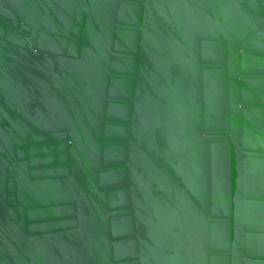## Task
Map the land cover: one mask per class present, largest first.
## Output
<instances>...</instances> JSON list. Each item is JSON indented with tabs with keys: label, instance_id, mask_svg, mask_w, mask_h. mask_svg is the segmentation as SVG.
Masks as SVG:
<instances>
[{
	"label": "water",
	"instance_id": "1",
	"mask_svg": "<svg viewBox=\"0 0 264 264\" xmlns=\"http://www.w3.org/2000/svg\"><path fill=\"white\" fill-rule=\"evenodd\" d=\"M0 264H264V0H0Z\"/></svg>",
	"mask_w": 264,
	"mask_h": 264
}]
</instances>
